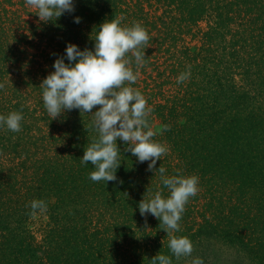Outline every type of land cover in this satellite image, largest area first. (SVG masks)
Wrapping results in <instances>:
<instances>
[{
	"label": "trees",
	"instance_id": "obj_1",
	"mask_svg": "<svg viewBox=\"0 0 264 264\" xmlns=\"http://www.w3.org/2000/svg\"><path fill=\"white\" fill-rule=\"evenodd\" d=\"M34 11L0 0V114L24 117L19 132L0 128V264H150L157 252L172 264H264V0H75L47 23ZM117 18L150 36L143 65L129 66L159 125L153 139L169 149L156 167L199 177L173 233L193 243L179 260L138 208L168 195L159 172L118 138V179L92 181L80 161L98 136L93 114L51 119L43 105L40 83L66 44L91 49L97 26Z\"/></svg>",
	"mask_w": 264,
	"mask_h": 264
},
{
	"label": "clouds",
	"instance_id": "obj_2",
	"mask_svg": "<svg viewBox=\"0 0 264 264\" xmlns=\"http://www.w3.org/2000/svg\"><path fill=\"white\" fill-rule=\"evenodd\" d=\"M25 4L34 9L39 20L45 23L55 22L64 13L75 10V0H25ZM79 21V16L74 17V22ZM91 38L94 41L91 49H81L69 42L63 55L54 59L53 70L40 83L44 108L51 119L73 109L93 114L92 127L98 136L84 149L80 161L93 166L89 173L92 181L106 183L118 179L116 171L122 162L118 138L140 163L147 161L149 170L159 172L168 195L165 197L162 191H156L150 199H142L138 203L139 211L141 215L151 214L160 221L161 228L170 234L168 248L176 259L191 256L192 241L173 233L180 231L179 221L185 205L199 190V177L195 174L168 176L165 175V167H156L157 160L169 149L153 139L157 130L150 126L148 120L152 108L144 95L130 86L137 80L129 66L131 58L134 57L138 67L143 65L150 36L142 25L122 26L121 19L117 18L103 20ZM189 76L190 70L181 72L177 83H183ZM23 118L19 111L0 114V128L19 132ZM168 127L162 125L159 131ZM30 207L43 211L47 205L44 200L35 199ZM150 264H172V259L157 252L150 258ZM191 264H204V260L194 257Z\"/></svg>",
	"mask_w": 264,
	"mask_h": 264
},
{
	"label": "rangeland",
	"instance_id": "obj_3",
	"mask_svg": "<svg viewBox=\"0 0 264 264\" xmlns=\"http://www.w3.org/2000/svg\"><path fill=\"white\" fill-rule=\"evenodd\" d=\"M159 128L158 122H155V124H153V129L157 130Z\"/></svg>",
	"mask_w": 264,
	"mask_h": 264
}]
</instances>
